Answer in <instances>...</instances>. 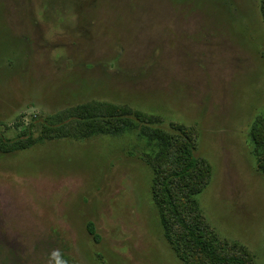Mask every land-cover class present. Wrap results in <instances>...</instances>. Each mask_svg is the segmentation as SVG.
<instances>
[{"label": "rangeland", "instance_id": "374dc122", "mask_svg": "<svg viewBox=\"0 0 264 264\" xmlns=\"http://www.w3.org/2000/svg\"><path fill=\"white\" fill-rule=\"evenodd\" d=\"M181 219L264 264V0H0V264H212Z\"/></svg>", "mask_w": 264, "mask_h": 264}, {"label": "trees", "instance_id": "16d2710c", "mask_svg": "<svg viewBox=\"0 0 264 264\" xmlns=\"http://www.w3.org/2000/svg\"><path fill=\"white\" fill-rule=\"evenodd\" d=\"M73 118L74 116L71 119V123L72 125H75V127L81 130V134H80L81 136L90 137L94 134L96 128H98L99 124L95 123V121H90L89 119H87V117H85V115L81 114V115H78L76 118L74 119ZM123 118H125L124 113L121 114L119 121L125 122V123L131 122L130 120H128V122L122 121L124 120ZM123 126L124 125L122 124L119 130L118 129L114 130L115 134H120L118 132H122L124 130ZM191 154H190V151L187 152V155H189L190 163L185 169H182L173 175L175 179H183L184 177L190 176V171L195 166V163L192 160ZM164 187H165L166 196L171 200L170 204H172L174 211L177 212L178 211L177 207L172 202L167 184ZM180 224L183 227L186 234L188 235L189 240L192 241V244L197 254L205 257L206 258L205 260L207 261L209 260L212 264H245V262L242 260H239L236 258H230V257H222V256H219L218 254H215L211 246L207 244V242L204 240L205 238L203 237V235H201L197 231V229L190 227L183 219H181ZM93 231L94 230L92 229L90 232H92L93 234Z\"/></svg>", "mask_w": 264, "mask_h": 264}, {"label": "clouds", "instance_id": "9594fccd", "mask_svg": "<svg viewBox=\"0 0 264 264\" xmlns=\"http://www.w3.org/2000/svg\"><path fill=\"white\" fill-rule=\"evenodd\" d=\"M48 264H67L60 250H52L48 256Z\"/></svg>", "mask_w": 264, "mask_h": 264}]
</instances>
